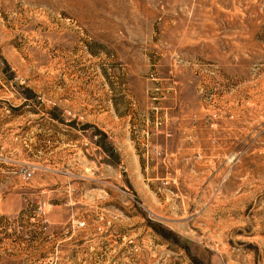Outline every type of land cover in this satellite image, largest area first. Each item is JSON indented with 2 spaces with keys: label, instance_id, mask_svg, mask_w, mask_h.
Listing matches in <instances>:
<instances>
[{
  "label": "rangeland",
  "instance_id": "1",
  "mask_svg": "<svg viewBox=\"0 0 264 264\" xmlns=\"http://www.w3.org/2000/svg\"><path fill=\"white\" fill-rule=\"evenodd\" d=\"M0 264H264V0H0Z\"/></svg>",
  "mask_w": 264,
  "mask_h": 264
}]
</instances>
